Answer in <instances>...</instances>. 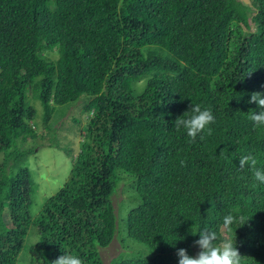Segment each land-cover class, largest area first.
<instances>
[{
	"label": "trees",
	"instance_id": "obj_1",
	"mask_svg": "<svg viewBox=\"0 0 264 264\" xmlns=\"http://www.w3.org/2000/svg\"><path fill=\"white\" fill-rule=\"evenodd\" d=\"M253 92L264 94V0H0V264H16L30 226L29 264H103L119 172L140 200L126 234L151 256L110 264H177L178 249L200 251L193 222L235 241L240 264H264V183L239 168L248 154L264 168ZM82 96L70 174L32 217L34 181L18 166L38 137L34 102L50 131L55 107ZM191 103L215 116L202 140L173 127Z\"/></svg>",
	"mask_w": 264,
	"mask_h": 264
},
{
	"label": "rangeland",
	"instance_id": "obj_2",
	"mask_svg": "<svg viewBox=\"0 0 264 264\" xmlns=\"http://www.w3.org/2000/svg\"><path fill=\"white\" fill-rule=\"evenodd\" d=\"M250 1L252 0H244L248 4H250ZM47 54L53 58L56 57L54 52ZM143 83H140L139 88ZM86 103L87 99L82 96L76 102L56 106L51 119L52 129L47 131L46 126L43 125L42 107L38 101L34 102L37 108L36 132L38 137L36 139L29 138L21 144L24 148L34 147V152L26 155L24 161L19 163L18 166L27 167L34 181L35 190L29 208L32 217H36L39 214L44 202L63 186L70 174L73 163L71 156L75 155L80 148L79 141L81 139L79 127L73 118L83 116ZM90 115L91 113L87 114V117L89 118ZM82 124L84 122H81ZM40 133H42V136ZM50 142L53 145H49ZM16 170L14 168V171ZM117 174L120 180L111 198L116 211L119 234H114L108 246L99 248L103 264H110L115 259L134 258L140 254L146 256L144 258L151 256V250L146 245L129 238L126 234L127 213L131 208L138 206L140 200L137 198L134 189V179L121 172ZM4 216L6 221L11 224L6 209ZM36 241L37 236L33 227L30 226L25 237L24 247L19 253L16 264H29L28 248ZM198 252L197 248L194 249L191 256L197 255Z\"/></svg>",
	"mask_w": 264,
	"mask_h": 264
},
{
	"label": "clouds",
	"instance_id": "obj_3",
	"mask_svg": "<svg viewBox=\"0 0 264 264\" xmlns=\"http://www.w3.org/2000/svg\"><path fill=\"white\" fill-rule=\"evenodd\" d=\"M252 102L257 105L258 112L252 111L248 119L253 128H264V94L260 92L251 93L249 103ZM174 122L173 127L176 131L182 132L191 140L197 138L202 140L203 133L210 130V125L215 122V116L211 109L202 108L200 104L191 103L190 109L176 118ZM256 164L257 161L251 154L239 158V168L243 169L247 166L253 172L256 181L264 183V168L256 167ZM235 222L236 217L232 213H228L222 218L225 227H231ZM189 233L198 235L199 238L194 241V244L200 251L197 255L190 256L186 249H178L176 252L177 264H240V255L237 252L235 241L232 239L220 240L215 232L204 229L194 222ZM173 234L175 242L184 239V237L178 236L174 232ZM51 264H82V259L76 255L63 253Z\"/></svg>",
	"mask_w": 264,
	"mask_h": 264
}]
</instances>
